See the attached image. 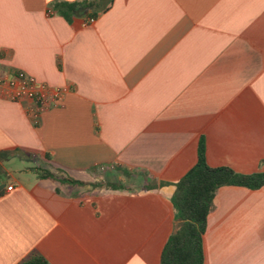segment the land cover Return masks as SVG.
<instances>
[{"label":"crops","instance_id":"crops-1","mask_svg":"<svg viewBox=\"0 0 264 264\" xmlns=\"http://www.w3.org/2000/svg\"><path fill=\"white\" fill-rule=\"evenodd\" d=\"M12 70L65 92L38 114L0 93V264H159L200 142L264 171V0H0ZM202 242L204 264H264V185L218 187Z\"/></svg>","mask_w":264,"mask_h":264},{"label":"trees","instance_id":"trees-1","mask_svg":"<svg viewBox=\"0 0 264 264\" xmlns=\"http://www.w3.org/2000/svg\"><path fill=\"white\" fill-rule=\"evenodd\" d=\"M87 4L83 1L79 4L59 3L57 6L72 10ZM34 171L39 177L60 184H85L41 167H35ZM174 185L170 201L175 226L162 249L159 264H204L203 234L216 189L222 185L258 188L264 185V171L243 174L228 167H210L205 161L204 147L200 142L196 163ZM19 264L48 263L42 256L31 254Z\"/></svg>","mask_w":264,"mask_h":264},{"label":"built area","instance_id":"built-area-1","mask_svg":"<svg viewBox=\"0 0 264 264\" xmlns=\"http://www.w3.org/2000/svg\"><path fill=\"white\" fill-rule=\"evenodd\" d=\"M64 92V88L50 87L21 70H12L8 75L0 77V93L4 98L10 101L29 100L32 103L30 110L34 114L60 101ZM7 189L10 190L11 186Z\"/></svg>","mask_w":264,"mask_h":264},{"label":"water","instance_id":"water-1","mask_svg":"<svg viewBox=\"0 0 264 264\" xmlns=\"http://www.w3.org/2000/svg\"><path fill=\"white\" fill-rule=\"evenodd\" d=\"M2 184H0V186H1Z\"/></svg>","mask_w":264,"mask_h":264}]
</instances>
